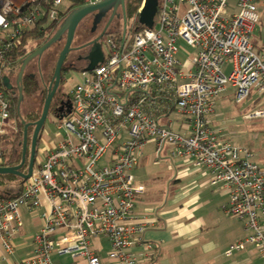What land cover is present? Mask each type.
Here are the masks:
<instances>
[{
  "label": "built area",
  "instance_id": "built-area-1",
  "mask_svg": "<svg viewBox=\"0 0 264 264\" xmlns=\"http://www.w3.org/2000/svg\"><path fill=\"white\" fill-rule=\"evenodd\" d=\"M63 1L0 0V156L6 134L18 131L11 118L15 91L6 87L4 75L19 59L12 61L11 54L33 26L57 18ZM262 5L264 0H236V10L229 11V0H157L151 28L137 29L122 45L109 38L110 54L68 92L71 108L65 103L59 110L56 139L18 191L0 195L2 259L17 263L13 239L25 206L42 207V223L32 235L30 255L18 264H62L54 261L55 253L81 257L86 264H148L142 258L149 254L135 249L152 248L143 231L153 221L135 214L145 186L132 170L150 140L157 157L169 146L171 157L206 167L210 182L227 190L223 209L246 231L227 254L249 243L264 259V164L253 160L247 147L233 146L207 119L228 85L236 102L252 90L264 94V35L252 41ZM142 6L143 0L138 12ZM179 40L197 47L190 71L178 68ZM158 99L165 113L174 106L185 116L189 135L145 109ZM246 116L262 117L264 108ZM107 152V164L97 166ZM102 237L109 242L105 258L94 245Z\"/></svg>",
  "mask_w": 264,
  "mask_h": 264
},
{
  "label": "crops",
  "instance_id": "crops-1",
  "mask_svg": "<svg viewBox=\"0 0 264 264\" xmlns=\"http://www.w3.org/2000/svg\"><path fill=\"white\" fill-rule=\"evenodd\" d=\"M123 15L122 9L121 17ZM138 15L139 12L137 10ZM132 25V21L130 25L126 23L124 29V22L122 21L121 29L118 32L113 31V36H119L122 33L121 40H119L121 45L124 42L123 40L126 41L132 38L135 32L131 29ZM108 32L110 31L108 30ZM179 43L181 48L177 54L179 61L178 68L181 72L190 71L192 59L184 58H188L190 55L186 50L188 45L181 42V40H179ZM195 48L197 52V47ZM107 56L102 54L103 58ZM86 66L83 65L82 67L75 68V70L84 71L83 67ZM67 68L70 69L68 64ZM10 73L9 78L5 76L7 84L13 82V77ZM157 105L161 106V108L158 109ZM145 109L157 118L166 116L171 112L165 113L159 100L154 101L151 107L146 105ZM212 113H214V109ZM12 121L14 122V118H12ZM208 121L210 120L208 119ZM165 122L170 126V119H166ZM176 128L177 132L184 135H189L191 132L186 118L177 121ZM148 142L152 143L155 151L154 142L152 140ZM146 143L143 146L142 153L139 154V162L136 167H138L141 159L146 158V151L144 150ZM50 144H47L46 148ZM169 149L170 147L166 146L161 157L170 159L173 166V170L166 180L168 186L167 193L164 196L148 199L150 197L145 195L147 192L145 187V191L140 194L141 196L134 207L137 217L147 216V218H151L153 221L143 231V240L150 243L152 248L147 250L136 248L135 252L137 254H149V257L142 258L148 264H264V259L259 257L255 247L249 243L227 254L229 247L246 235L242 221L223 209L228 200L227 190L220 184H212L210 182V172L206 167H196L191 161L183 157H171ZM248 149L253 153V160L264 164V160H256L253 150L251 148ZM142 183L144 184V182ZM18 189V184L15 182L12 188L0 189L2 193L0 195L11 196ZM42 210V207L33 211H29L25 206L20 207L19 212L22 226L19 234L13 239V258L17 263L12 262L11 258H7V260L2 259L5 253L0 244V264H8V262L18 264L22 258L30 255L32 250V235L40 228L42 223ZM100 257L105 258L106 256H101L100 254ZM54 258V261L62 264H86L83 258L66 253H55L53 255Z\"/></svg>",
  "mask_w": 264,
  "mask_h": 264
},
{
  "label": "rangeland",
  "instance_id": "rangeland-1",
  "mask_svg": "<svg viewBox=\"0 0 264 264\" xmlns=\"http://www.w3.org/2000/svg\"><path fill=\"white\" fill-rule=\"evenodd\" d=\"M235 3L236 0H229V11L236 10ZM67 6L68 2L64 0L61 5H58L57 9L65 10ZM106 9L107 8H105L100 13L101 15H103L104 13L109 14L111 16V19H113L114 17L111 28H108L110 32L106 31L102 34V36H100V39L96 38L88 43L85 51V55L87 54V56L90 54L89 49L93 51H98L101 54H104V56L110 54L111 47L110 43L108 42V39L111 38L114 40L115 37L113 38V31L118 32L121 29V22H124V20L126 22V18L124 19L125 15H123V17L117 15L114 16L113 7L108 8L107 10ZM259 12L260 19L258 22H256L253 31L254 37L252 38V41L254 42H260L259 38H262V36L264 35L263 5L259 7ZM131 21L133 22V20H130V18L127 20L128 25L131 24ZM49 22L50 19L48 18L45 21L44 25H47ZM84 28L85 27H83V25H79V27L77 28V31H79V33H77L76 31L72 46H76L77 44L82 42ZM80 32L82 33V35L80 34ZM48 35L50 36L51 33H49ZM88 36L89 38L93 37L92 34H89ZM64 40L65 38L63 37L60 41L53 44L42 54L43 61L47 62L45 64V80L47 82V85L54 71L57 57L64 44ZM29 42L30 43L27 45V47L30 49L37 46L38 44L37 40H30ZM181 42L183 41L181 40ZM186 50L189 52L190 55L188 58H184L191 60L195 56L196 48L193 46H187ZM73 57L74 53L69 54L68 61L66 60V63L68 64L69 58L71 60ZM230 68V64H226L224 66V70L226 72H228ZM9 73L10 71H5L4 75L9 78ZM87 75L88 71L74 70L71 68L63 70L61 74L63 78V82L61 84L62 90H64L65 92H69L74 84L80 82ZM43 98L44 97L40 93H38V95H25L23 101H21L22 103L20 104L21 114L23 115L29 111H32L33 113H36L38 111L41 112L44 104L42 103ZM157 106L158 109L161 108V106ZM257 108H264V94L259 95L258 93L252 90L245 100H243L242 102H236L234 99L233 88L228 85L226 89L222 91L219 97L216 99L214 105V113L207 115V118L210 120V125H212V127L214 128H219L221 131V135L228 139L233 146L251 148L255 154V159L261 161L264 160V116L257 118H248L246 116L248 113L252 112L253 109ZM166 116H161L160 118H158L159 122L165 125L167 124L165 122L166 119H170L171 123L169 124L171 128L175 131H178L176 128L177 121L182 120L185 116L179 113L176 108L173 109L170 114ZM57 123V116L49 110L46 119L43 123L42 129L40 131V141L37 142V151L35 154L34 167L40 161L42 151L45 149V146L49 143H52L54 139H56L55 133L57 131H60L59 129H57ZM17 142H19V140ZM144 150L146 151V158L140 160L138 167L132 170V174L136 179H139L144 182L145 187L147 189L145 195H147V197H150L148 199L164 196L168 191V186L166 182L167 177L170 176L173 170L172 161H170V159L156 157V153H154L155 151L151 142L146 143ZM108 160L109 153L107 152L97 162V166L101 167L107 164ZM14 184V179L8 177L7 174H0V189L12 188ZM99 240H94V245L96 247L100 245L101 256H106V252L109 249V242L103 237Z\"/></svg>",
  "mask_w": 264,
  "mask_h": 264
},
{
  "label": "water",
  "instance_id": "water-1",
  "mask_svg": "<svg viewBox=\"0 0 264 264\" xmlns=\"http://www.w3.org/2000/svg\"><path fill=\"white\" fill-rule=\"evenodd\" d=\"M125 0H98L94 2H89L82 4L80 6L75 7L72 9L64 18L63 23L61 24L60 28L55 31V34H53L48 41H46L40 48L35 50L29 57L35 54H41L44 49L49 47L51 44L54 42L60 40L61 35L64 31H66L65 35V40L64 44L58 54L57 61L54 67V71L52 74L51 82L49 85V91L44 99V104L43 108L40 114V117L31 123H27L23 127V141H22V160L18 165L14 166H0V174H12L16 176H20L23 180L27 179L30 174L32 173L33 170V163H34V157H35V152H36V145H37V140L39 133L42 129L43 123L46 119V116L49 112L50 106H51V101L54 93L56 92L60 80H61V72L63 66H65L66 60H67V55L69 51L71 50V45L74 39V33L75 29L79 23V21L87 14L93 12V11H98L101 12L105 8H116L118 5H121L122 7L124 6ZM157 8V0H143V6L139 11L138 15V22L142 24L143 26L147 28H151L153 25V18L156 12ZM125 19V17H124ZM125 20H124V29H125ZM90 54L85 56L86 59L91 60L92 64H88L86 67H83L84 71H89L91 70L98 62L101 61L102 59V54L98 51H93L91 49ZM88 50V51H89ZM88 53V52H87ZM28 57V58H29ZM70 65H72L69 62ZM71 69L75 70V67H71ZM7 88H10L9 84L6 85ZM61 104H65V100L60 101ZM67 104V103H66ZM71 108V104L68 102L67 104V111H69ZM59 110H62V106H59ZM29 124L34 125L33 133L31 136V141H30V153H29V160L27 164V172L23 173L20 171L21 166L25 162V153H26V148H27V127Z\"/></svg>",
  "mask_w": 264,
  "mask_h": 264
},
{
  "label": "trees",
  "instance_id": "trees-1",
  "mask_svg": "<svg viewBox=\"0 0 264 264\" xmlns=\"http://www.w3.org/2000/svg\"><path fill=\"white\" fill-rule=\"evenodd\" d=\"M66 1L68 2V6L66 7L67 9L73 6H80L82 4H85L89 0H66ZM140 3H141V0H125L124 6L122 8L123 13L126 18V23L129 18L130 20H133V25L131 29L134 31H136L135 29H140L143 27L142 24H139L138 16H137V10L140 6ZM65 10H58L57 18L49 22L47 25L43 26V25H40L41 23H37L30 30H28V32H26L24 37L22 38V44L20 45L19 49H16L11 54L12 61L26 54L28 50L27 45L30 43L29 42L30 40H37L39 44L44 43L47 40H49V38L54 34L55 30H57L58 16L62 15L65 12ZM49 33H51L50 36L47 35ZM121 36H122V33L119 34V36L115 35L113 37H115L116 39V40L114 39L115 41H119L121 40ZM13 64L11 65V68L9 69V71L13 68ZM65 69H67V64L63 66L62 71ZM62 82H63V78L61 76V80L58 86V92H59L60 97H62L61 100L68 101L69 93L62 90V87H61ZM41 87H42L41 84H39L38 82L27 79L24 82V86L21 92L22 94L17 93L13 95V109H12L11 116L12 118H14V122L17 124L19 130L16 133L9 132L8 134H6L2 142V147H1L2 149H1V156H0V166H14V165H18L21 162L22 160V141H23V132H24L23 127L27 123L36 121L40 117L41 112L38 111L36 113H33L32 111H29L22 115L20 112V106L18 104L19 102L18 99L20 98V95H23V96L34 95V94L38 95V92ZM10 88H13V86H11ZM158 100H161V99H158ZM42 103H44V98L42 99ZM58 103L59 101L53 102V104L50 106V111H52L56 116L59 115V104ZM173 109H175L174 106L171 107L170 111H172ZM33 129H34V125L29 124L27 127L26 160L20 169V171L23 173L27 172V164H28V158H29V152H30V141H31ZM18 140L19 142H17ZM39 140H40V133H39L37 142H39ZM7 176L14 179L15 182L18 184V187H20L23 181V179L20 176H16L12 174H7ZM0 194L2 193L0 192Z\"/></svg>",
  "mask_w": 264,
  "mask_h": 264
},
{
  "label": "flooded vegetation",
  "instance_id": "flooded-vegetation-1",
  "mask_svg": "<svg viewBox=\"0 0 264 264\" xmlns=\"http://www.w3.org/2000/svg\"><path fill=\"white\" fill-rule=\"evenodd\" d=\"M94 1L95 0H89L86 3L94 2ZM75 7H77V6H75ZM75 7L67 8L62 15L58 16L57 30L60 28L61 24L63 23L66 15ZM140 7H141V5H140ZM122 8L123 7L121 5H118L116 8H114V10H113L114 16L115 15L121 16L122 15ZM113 19H114V17H113ZM113 19H111V16L107 13H104L103 15H101L100 12L93 11V12L85 15L79 21V23L75 29L74 35L76 34V31H77V28L79 27V25H83V27H85L83 30V36H82L83 39H82V42H80L76 46L71 45V50L69 51V53L67 55V61H68L69 54L74 53V57L71 60L69 58V62L72 64V65H70L68 62V66L70 68L71 67L79 68V67H82L83 65L92 64L91 60H88L85 58V56H86L85 51H86L87 45L89 42L93 41L96 38L100 39V36H102L103 33L108 31V28H111ZM77 33H79V31H77ZM54 34H55V32H54ZM80 34L82 35L81 32H80ZM89 34L90 35L92 34L93 37L89 38V36H88ZM65 35H66V31H64L62 33L60 38L61 39L63 37L65 38ZM60 40H58V41H60ZM58 41L54 42L53 44L57 43ZM44 43H40V44L38 43L37 46L33 47L32 49L28 48L26 54L23 55L22 57H20L13 64V68L10 70V72H11L12 77H13V82H12L13 90L12 91H15L16 94L17 93L22 94L21 92H22V89L24 86V82L27 79H30V80L36 81L39 84H41L42 87L40 88L38 93L42 94V96H44V99H45V97L49 91V85H50L52 76H51V78L48 82V85H47V82L45 80V71H46V65L45 64L47 62L43 61L42 54L44 53V51L49 49L53 44H51L49 47L44 49L41 54H35V55H32L31 57H29L35 50L40 48ZM23 98H24V96L20 95V98L18 99L19 100V102H18L19 106L22 103L21 101H23ZM61 99H62V97H60L59 92H58V88H57L56 92L54 93V95L52 97L51 105L53 104V102L59 101V103H58L59 106H62L63 103L61 104V102H60ZM36 151H37V145H36ZM35 154H36V152H35ZM28 160H29V158H28ZM34 161H35V157H34ZM33 169H34V163H33Z\"/></svg>",
  "mask_w": 264,
  "mask_h": 264
}]
</instances>
